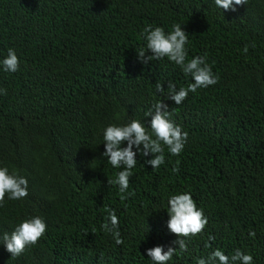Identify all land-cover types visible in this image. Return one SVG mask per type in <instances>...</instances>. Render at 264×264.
I'll return each mask as SVG.
<instances>
[{
  "label": "trees",
  "instance_id": "obj_1",
  "mask_svg": "<svg viewBox=\"0 0 264 264\" xmlns=\"http://www.w3.org/2000/svg\"><path fill=\"white\" fill-rule=\"evenodd\" d=\"M173 23L187 32V59L206 54L218 82L180 105L165 101L188 142L178 157L165 149L157 170L138 157L133 195L121 200L101 132L143 118L160 99L156 83L191 82L167 59L136 57L145 26ZM9 47L21 63L0 72V164L27 177L28 196L0 207V232L32 215L47 228L18 257L0 244V264H151L145 248L177 247L164 208L181 191L208 223L170 264H195L214 248L264 264V0L236 11L213 0H0V58ZM108 209L121 245L101 229Z\"/></svg>",
  "mask_w": 264,
  "mask_h": 264
},
{
  "label": "clouds",
  "instance_id": "obj_2",
  "mask_svg": "<svg viewBox=\"0 0 264 264\" xmlns=\"http://www.w3.org/2000/svg\"><path fill=\"white\" fill-rule=\"evenodd\" d=\"M248 0H213L217 9L236 11L237 6H245ZM143 46L136 51L137 59L147 64L149 61L167 59L190 78L186 87L177 86L168 81L167 86L156 83L155 92L160 99L143 113V118L129 119L124 122L108 123L101 132L103 151L107 164L117 169L114 178L108 183L115 185L121 200L133 195L129 187L133 169L137 166L138 157L143 156L145 166L157 170L165 163V149L170 156H179L188 142V133L171 119L169 105L172 101L180 105L189 93L197 89H205L217 84L218 77L207 62L206 54L188 57V35L180 23H173L166 31L160 25H147L140 32ZM243 52L248 51L245 46ZM20 58L15 49L9 47L6 55L0 58V72L15 73L20 67ZM5 90L0 88V95ZM173 172L177 168L173 167ZM28 196V179L19 172L10 171L8 166L0 164V207L6 201H22ZM166 228L175 235L172 241L177 247L155 245L145 248L144 255L151 264H170L173 256L187 250V241L197 235H202L208 223V217L203 209L198 207L189 191L176 192L166 198ZM47 223L42 216L32 215L15 223L11 231L0 232V244H3L11 258L18 257L25 248L36 245L45 234ZM101 229L110 234L116 245H121L119 218L112 209L107 210L106 222ZM250 237L254 232H249ZM211 237L209 238V240ZM206 243L205 247H210ZM195 264H254L253 255L240 248H235L231 254L221 248H214L205 256L196 259Z\"/></svg>",
  "mask_w": 264,
  "mask_h": 264
}]
</instances>
